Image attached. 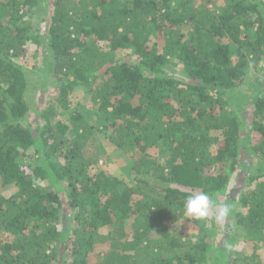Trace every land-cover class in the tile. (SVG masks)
<instances>
[{"label": "trees", "instance_id": "16d2710c", "mask_svg": "<svg viewBox=\"0 0 264 264\" xmlns=\"http://www.w3.org/2000/svg\"><path fill=\"white\" fill-rule=\"evenodd\" d=\"M259 68L264 0H0V264H228L235 232L264 244V91L248 119L224 109ZM99 138L126 178L98 168ZM239 171L213 257L209 233L181 234L185 200L219 202Z\"/></svg>", "mask_w": 264, "mask_h": 264}, {"label": "rangeland", "instance_id": "374dc122", "mask_svg": "<svg viewBox=\"0 0 264 264\" xmlns=\"http://www.w3.org/2000/svg\"><path fill=\"white\" fill-rule=\"evenodd\" d=\"M43 28H46V27H43ZM124 54H126V52H124L122 56ZM43 58H44L43 56L34 58V57H30L29 55L28 60L23 61L22 65H24L27 70L31 71L33 70L35 64H38L39 67L42 65ZM176 64H178V62L177 61L175 62L173 60L171 66L167 69V73L169 74V77L176 78L184 82H188L186 78H184L181 75V66L179 65L177 66ZM259 70L260 68L256 69L253 72H250L246 76L244 84L241 85L239 89L235 90V92L233 93H228L227 96H230L232 100L228 99L229 104L224 108L226 111H230L232 107V110H235L237 112L239 111L237 109L240 107L239 115L244 116V118H247V119L250 117L251 111H250L249 104L252 98L254 97L253 95H255L254 93L259 90L264 91V76L261 74ZM33 79H35V82H36L38 80V76L36 77V75H34ZM50 90H51L50 86H48L46 91H44L45 93L40 90L38 91L31 90L28 93L27 99L33 106V109H32L33 112L32 114H30V117H29L32 122H34V118H36L35 112L39 109L41 110L45 106L44 102L45 100H48V98L50 97V94H51ZM79 98H80L81 103H85L88 107L91 106V102L89 100L84 101L81 96ZM97 145L98 147H94L92 145L90 149L92 153L96 152V149H99L98 168L108 170L109 172H111L112 174L116 176H122L123 178H126V176L128 175L124 171L125 165L123 161L121 162V157L118 156V154L116 153V150L114 148L111 149L109 147V142L107 143L104 141L103 138L101 139L99 138ZM104 150H105V153H104ZM241 158L245 159V154L243 152L241 154ZM248 176L249 175L244 171H239L235 175H233L231 183L229 187L227 188L226 193L223 196L224 198H220V201L217 202V205L225 204L226 200H232L233 202H238V199L240 195L242 194L243 188L245 187ZM44 185L45 186L54 185V187H56L55 188L56 190L58 188V191L62 192L61 195L64 197V202H66L65 191H64L66 189L65 184H62L59 187L55 185L53 181H48V182L46 181ZM1 193L4 195H10L13 193V190L10 188H2ZM217 211H218V208L214 207L211 210L210 215L205 219L193 218L195 221H191L190 219L191 217L186 216L179 223V229L181 231V234L187 237H191V239L195 235H200V234L204 235V234L209 233L208 236L210 238L208 239L207 242L212 244L214 248H217V247L220 248L218 252L216 250L215 253L213 251L214 248H212L213 257L214 256L221 257L220 253L224 250L225 246L228 247L232 243V241H228V239H226L228 234H230V232H228V229L226 227L228 223L225 220L223 222H219L215 219V215ZM196 220H198V222L202 223L203 225L197 224ZM210 220L213 222H211ZM235 233H238L239 235L238 231ZM238 235L237 237H235L237 241L234 242V245L231 247V252H229L230 255L228 259V264H232L231 261L233 260V257L236 258V256L240 254H242L243 256H250L252 255V253H254V251H256L258 256H260V258L264 260V244L258 243L254 245L252 243L246 242L241 237L239 240ZM241 263L242 262L240 259L238 264H241Z\"/></svg>", "mask_w": 264, "mask_h": 264}, {"label": "clouds", "instance_id": "9594fccd", "mask_svg": "<svg viewBox=\"0 0 264 264\" xmlns=\"http://www.w3.org/2000/svg\"><path fill=\"white\" fill-rule=\"evenodd\" d=\"M214 207L218 208L215 215L217 221L223 222L230 215L231 207L229 205H217L216 201L205 192L188 195L184 204L186 216L196 219L207 218Z\"/></svg>", "mask_w": 264, "mask_h": 264}]
</instances>
